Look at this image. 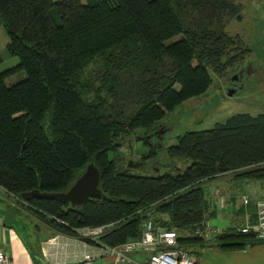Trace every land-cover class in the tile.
<instances>
[{
    "label": "trees",
    "instance_id": "16d2710c",
    "mask_svg": "<svg viewBox=\"0 0 264 264\" xmlns=\"http://www.w3.org/2000/svg\"><path fill=\"white\" fill-rule=\"evenodd\" d=\"M239 9L235 0H0L5 51L17 58L0 72V190L66 236L107 226L97 239L116 246L138 238L151 219L179 232L185 249L208 243L184 234L212 216L204 185L236 172L264 181V114L231 115L164 149L145 140L142 175L126 173L116 152L126 136L150 134L184 101L203 95L213 76H227L248 57L242 40L224 31ZM19 72L22 80L4 84ZM161 157L170 161L156 172ZM173 159L183 167H171ZM89 163L99 172V198L75 208L20 199L36 189L64 192ZM252 239L231 229L209 245L262 242Z\"/></svg>",
    "mask_w": 264,
    "mask_h": 264
},
{
    "label": "rangeland",
    "instance_id": "374dc122",
    "mask_svg": "<svg viewBox=\"0 0 264 264\" xmlns=\"http://www.w3.org/2000/svg\"><path fill=\"white\" fill-rule=\"evenodd\" d=\"M239 4L238 19H230L224 26V31L228 35L238 36L242 42L250 50V54L241 63V65L233 68L229 74L223 78L212 77V83L203 95L190 98L176 107L172 112L162 118L157 125H161L162 137L159 142L161 149L175 144L176 137L188 131H201L213 127L216 123H222L229 116L238 113H247L249 115L264 114V89L254 88L251 82L252 71L257 65L264 62V0H235ZM173 41V40H172ZM7 38L0 25V72L17 64V58L8 56L5 51ZM254 67V68H253ZM234 77V78H233ZM24 75L22 72L16 73L4 79L6 86L13 85L22 80ZM150 134H145L141 129L134 131L122 140L123 144L119 147L116 154L121 156L124 171L134 175L144 174V163L147 160L141 159L147 156L149 147L143 145L146 138ZM150 140V138H149ZM157 142V141H155ZM153 141L151 145H155ZM112 153H108V158L112 157ZM160 164L154 165L152 168L158 172L161 168L168 166V160L160 158ZM173 166H182L181 159H173ZM181 163V164H180ZM189 163V162H187ZM204 191L209 189L207 185ZM237 186V185H235ZM232 187L230 193L234 197L235 202L242 195L248 199L262 197L264 190L254 192L252 186L240 185V187ZM4 196V195H3ZM0 195V197H3ZM5 202L13 203L10 199H4ZM11 203V204H12ZM10 204V205H11ZM9 215V214H8ZM3 220L12 221V227L19 229V235L30 246H32L35 232L33 226H25V232L19 224L21 214L17 218L5 217L0 212ZM23 217L28 218L26 213ZM31 234V236H30ZM38 236V235H36ZM35 236V238H37Z\"/></svg>",
    "mask_w": 264,
    "mask_h": 264
},
{
    "label": "crops",
    "instance_id": "0c3cea01",
    "mask_svg": "<svg viewBox=\"0 0 264 264\" xmlns=\"http://www.w3.org/2000/svg\"><path fill=\"white\" fill-rule=\"evenodd\" d=\"M252 71L251 82L254 88L264 89V62L257 65ZM239 173H229L210 181L204 191V197L208 210L212 216L206 218L203 225L220 234L231 229L238 230L245 225L255 223L254 201L262 197L248 199L242 195L235 202L230 190L240 185L252 186L254 192L264 190L263 180H252L237 177ZM207 184V183H206ZM205 184V185H206ZM205 187V186H204ZM0 212L5 217L17 218L21 214L19 224L25 232V226L30 223L35 232L31 236L32 246L28 245L19 235V229L12 227L13 222H7L0 217V252L7 258L8 264H80L84 254H99L98 246L83 242L75 237L66 236L55 232L41 221L35 219L28 213L26 207L16 200L5 195L0 190ZM241 197L247 199V204H241ZM4 199H10V205ZM24 213L28 218L23 217ZM9 214V215H8ZM214 234V235H215ZM208 243L200 245H189L186 250L195 259V264H264V241L253 243L242 249L222 250L214 245L212 237L206 240ZM256 241V240H255ZM254 242V239H252ZM128 261L123 264H142L146 252H135L128 254ZM90 264H117L112 257H98Z\"/></svg>",
    "mask_w": 264,
    "mask_h": 264
},
{
    "label": "built area",
    "instance_id": "2783aa9c",
    "mask_svg": "<svg viewBox=\"0 0 264 264\" xmlns=\"http://www.w3.org/2000/svg\"><path fill=\"white\" fill-rule=\"evenodd\" d=\"M241 204L245 206L247 199L241 197ZM255 223L253 225H245L236 232L241 234H251L256 241H264V198L254 201ZM74 236L76 239L82 240L98 246L99 254H84L80 260V264H90L98 257H112L117 264H123L128 261V254L135 252H146L142 264H195V259L188 251L177 244L180 233L173 229H165L151 219L144 220L140 227L138 238L128 240L116 246H108L98 241V236L103 235L107 231V226L84 227L75 229ZM191 236H195L209 240L215 232L212 228L202 226L195 228L189 232H185ZM0 264H8L7 258L0 252Z\"/></svg>",
    "mask_w": 264,
    "mask_h": 264
},
{
    "label": "water",
    "instance_id": "95a60500",
    "mask_svg": "<svg viewBox=\"0 0 264 264\" xmlns=\"http://www.w3.org/2000/svg\"><path fill=\"white\" fill-rule=\"evenodd\" d=\"M146 140H149V137ZM100 196L99 172L92 163H89L64 192L40 193L36 189L21 194L20 199L25 200L27 197L50 198L66 203L70 208H75L80 207L86 200L96 199Z\"/></svg>",
    "mask_w": 264,
    "mask_h": 264
},
{
    "label": "flooded vegetation",
    "instance_id": "af4514ba",
    "mask_svg": "<svg viewBox=\"0 0 264 264\" xmlns=\"http://www.w3.org/2000/svg\"><path fill=\"white\" fill-rule=\"evenodd\" d=\"M162 130L163 128L161 125H156L154 129L150 132V141H157L155 143H159L162 137Z\"/></svg>",
    "mask_w": 264,
    "mask_h": 264
}]
</instances>
